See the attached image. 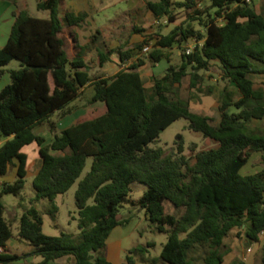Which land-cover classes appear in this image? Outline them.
<instances>
[{"label":"trees","instance_id":"1","mask_svg":"<svg viewBox=\"0 0 264 264\" xmlns=\"http://www.w3.org/2000/svg\"><path fill=\"white\" fill-rule=\"evenodd\" d=\"M63 1L38 2V9L50 11L47 18L19 9L7 42L0 46V79L6 73L9 76L0 89V138L4 139L0 176L17 168L16 179L0 185V247L4 249L13 230L5 217L2 195H19L26 185L28 154L23 148L36 142L41 156L33 179L36 195L21 216L19 230L34 249L21 254L4 251L0 262L10 264L36 255L42 257L36 264H60L57 260L64 257L73 258V264H114L103 251L113 229L130 221L120 209L132 183L139 181L148 187L140 206L152 226L168 234L161 254L151 258L150 264H196L198 257L192 253L200 248L204 254L198 264H224L231 251L225 240L236 229H245L252 242L263 241L264 264V167L254 173L242 172L255 152H262L264 160V128L253 124L264 119V82L256 87L252 78L258 74L264 81V13L257 11L252 0H210L204 10L198 0H146L155 18L175 22L177 5L187 9L189 21H198L203 29L185 22L168 34L151 36L155 42L148 58L135 55L130 48L99 49L101 65L117 53L122 68L112 76L94 79L84 58L89 43L70 58L61 36L66 25L81 26L88 12L70 10L62 17ZM134 30L143 32L137 25ZM190 40L196 46L187 53ZM149 43L144 36L135 47L142 51ZM175 46L181 52L179 65L171 62L168 51ZM147 59L169 63L162 76L152 77L149 87L141 74ZM13 60L19 61V67L7 69ZM213 61L219 62L222 78L235 85V90L225 87L219 93L217 124L210 115L193 110L181 95L187 76L191 89L204 90L201 71L209 70ZM88 87L93 88L91 102H103L104 107L77 119L47 144L35 128L49 121L56 131L51 117L71 113L72 102ZM206 91L213 93V88L208 86ZM231 106L236 111L231 112ZM182 117L216 145L197 150L193 144V156L185 153L183 137L176 141L172 154L150 146ZM89 157L93 158L91 169L76 190L79 232L44 233L43 217L34 203L41 198L54 201L66 193L80 179ZM166 201L182 209L180 215L167 212ZM57 210L53 203L51 212ZM152 245L136 246L130 253L145 254ZM134 263L132 254L127 255V264ZM230 264L252 263L235 259Z\"/></svg>","mask_w":264,"mask_h":264},{"label":"rangeland","instance_id":"2","mask_svg":"<svg viewBox=\"0 0 264 264\" xmlns=\"http://www.w3.org/2000/svg\"><path fill=\"white\" fill-rule=\"evenodd\" d=\"M40 0H19V6L27 9L29 13L36 17H49V10H40L37 4ZM174 2L180 0H173ZM258 0H254L253 5ZM211 4L210 0H198V7L206 9ZM258 11L264 13V0L259 1L257 6ZM87 11L88 16L81 26H76L74 29L70 26H65L62 31V37L66 40V48L71 57H74L80 50V45L89 43V47L85 49V57L89 65V72L92 78L102 77L104 75H111L116 69V65L119 63L120 58L118 54L114 55L113 61L108 62L105 67L101 68L99 65V57L97 48L106 50L107 48H119L132 49L135 55L140 52L145 54V58H148V53L153 48L155 39H151L157 33L168 34L175 25L183 24L185 22L192 23L197 29H203L202 25L198 21H189V12L185 8L174 6V13L176 16L175 22H170L167 17L162 18L161 23H157V18L154 17L151 11L146 7V0H64L60 7V14L63 17L67 11ZM137 25L143 29V32H136L134 26ZM100 29L101 33L98 31ZM94 35H97L93 40ZM142 36H146L150 39L149 47L145 51L135 47V44L142 40ZM193 40L188 41L191 44ZM147 46V45H145ZM147 48V47H146ZM180 49L175 47L170 52L172 63L179 65L181 57L179 54ZM148 60L149 65H146L142 69V74L145 83L151 86L153 83L152 74L161 75L166 71L168 66L167 61H162L160 67L153 68L152 62ZM19 61L13 60L7 68H18ZM204 74V81L202 86L204 90L191 89L189 86L190 77L187 76L183 80V86L181 87V95L183 98L190 101L193 110L210 115L213 117V124H217L220 118L218 110L219 106V93L225 87L229 90H235V85L228 80H225L221 76L220 65L218 61H213L209 70L201 71ZM255 81L256 87L263 86V77L258 74L252 75ZM9 79L6 75L2 81L5 83ZM1 81V82H2ZM0 82V89H1ZM213 88V93L206 91L207 87ZM93 92V88H86L80 96L72 103L77 109L84 108L88 104L90 95ZM231 112L236 111L234 106L229 109ZM51 120L56 123L57 130H51V124L46 121L35 128V132L45 136L46 143L50 144L56 133H60L61 130L67 125L65 117H61L60 113H55ZM74 120V119H72ZM70 120V122L72 121ZM254 125L264 128V119L255 120ZM181 137L185 142V153L189 156H193L194 151L190 150V146L196 144L197 150L203 148H209L216 145V142L206 138L201 132L192 128L191 122L187 118H179L163 130L160 137L153 141L150 146L162 147L165 150V154H172L177 150L176 141ZM2 139L0 138V141ZM25 152L28 154V171L29 175L26 178V185L21 194L16 195L14 193H4L2 195V201L5 205V217L10 221L13 230V236L8 241L10 251L15 253L31 252L34 246L19 235L20 219L24 211L30 208L33 203L31 199L35 197L36 191L33 187L34 175L40 165V152L39 146L36 142L25 147ZM55 152V151H53ZM93 158L89 157L86 168L82 173L80 179L66 192L58 194L54 201L49 198H41L34 204L39 209L43 217V231L48 235H59L62 232H79L78 218L79 209L76 203V190L78 188L79 181L86 175L91 169ZM264 167V160L262 152H255L249 162L243 167V173H254L261 170ZM15 169L12 167L7 180H12L14 177ZM5 181H0V185ZM145 183L134 181L132 183V191L127 200L123 202V206L120 209V213L123 217H130V221L121 226L123 230H129L130 234L127 238L122 240V257L125 259L124 263L127 264V255L132 254L136 262L142 263L144 258L150 259L159 256L163 250V247L168 239V234L165 232L157 231L149 221L147 217L146 209L139 204L140 198L147 190ZM93 200H90L92 203ZM53 203L58 206V210L54 213L51 212ZM166 211L169 213H175L180 215L182 209L176 208L171 202L166 201ZM153 242L154 245L148 247V251L143 254L139 252L130 253L129 249L136 246H148V242ZM231 251L226 254L224 264H230L235 259H243L246 262L252 264L262 263L263 241L252 242L245 235V229L234 230L225 240ZM107 246L104 248V254L107 255ZM249 248L252 250L249 251ZM8 250V248H7ZM197 259V263H200V258L204 254V248H200L192 253ZM29 257H22L12 261L10 264H28ZM64 257L61 259H65ZM61 259H58L59 263ZM147 260V259H146ZM0 264H2L0 262ZM159 264H168L161 261Z\"/></svg>","mask_w":264,"mask_h":264},{"label":"crops","instance_id":"3","mask_svg":"<svg viewBox=\"0 0 264 264\" xmlns=\"http://www.w3.org/2000/svg\"><path fill=\"white\" fill-rule=\"evenodd\" d=\"M253 2H254V0H252ZM259 1L260 0H258L257 1V3L255 4V8L257 9V6L259 5ZM262 1V0H261ZM19 9H25V8H23V7H21V6H19V0H17V2L15 3L14 1H12V0H0V46H3L6 42H7V40H8V38H9V35H10V32H11V28H12V25H13V23H14V21H15V13L19 10ZM257 11H258V9H257ZM75 12H79V11H75ZM258 12H260V11H258ZM43 18H47V17H43ZM70 27H72L73 29L76 27H73V26H70ZM65 28V27H64ZM64 30V29H63ZM98 31H100V29H98ZM100 33H101V31H100ZM62 34V33H61ZM62 36V35H61ZM143 38H144V36H142ZM142 38V39H143ZM141 41V40H140ZM140 41H138V42H140ZM65 42H66V40H65ZM137 42V43H138ZM82 45H85V44H82ZM81 46V45H80ZM175 47H177V46H175ZM175 47H173V48H171V49H169L168 51H169V53L172 51V49H174ZM67 49V48H66ZM87 49V48H86ZM99 49H101V48H97V51L99 52ZM80 50H81V48H80ZM79 50V51H80ZM102 50H104V49H102ZM143 51H145V48H143ZM67 52H68V50H67ZM97 52V53H98ZM68 54H69V52H68ZM78 54V53H77ZM77 54L75 55V56H77ZM115 54H117V53H114L112 56H111V59L109 60V61H107V62H105L103 65H101V63H100V61H99V65H100V67L101 68H103V67H105V65L108 63V62H111V61H113V58H114V55ZM140 55H145V54H143V52H140L139 53ZM138 54V55H139ZM179 54L181 55V52L179 51ZM69 56H70V54H69ZM74 56V57H75ZM74 57H71L70 56V58H74ZM98 57H99V55H98ZM170 57H171V54H170ZM84 58H85V60L87 61V59H86V57H85V52H84ZM167 61L166 59H163V60H161V61H159V62H157V63H154V62H152V66H153V68L155 69V68H157V67H160V65H161V62L162 61ZM168 62V61H167ZM171 62H172V58H171ZM88 63V62H87ZM181 63V62H180ZM146 65H149V63H148V60L146 61V64L145 65H143L142 67H141V74H142V69H144V67L146 66ZM168 66H169V63H168ZM167 66V67H168ZM116 69H114V71H113V73L111 74V75H104V76H102V77H108V76H112V75H114L115 73H117L121 68H122V62H121V60L119 61V63L116 65ZM7 68V67H6ZM8 69V68H7ZM165 73V72H164ZM163 73V74H164ZM163 74H161V75H158V76H162ZM6 75H8L7 73L6 74H4V76L0 79V82L2 81V79L6 76ZM153 76L154 75H156V74H152ZM152 76V77H153ZM142 77H143V74H142ZM144 79V78H143ZM9 82V79L5 82V83H3V81L1 82V88H3L7 83ZM145 85L147 86V87H149L146 83H145ZM90 88H92V87H90ZM92 95H93V92H92V94L90 95V98H89V100H88V104L86 105V107H84V108H79V109H77L75 106H74V109L71 111V113H69L68 115H66V116H64L65 117V122L67 123V125L64 127V128H66V127H68V126H70V125H72L73 123H75L76 121H77V119H79V118H81L82 116H84V115H86V114H88V113H91L92 111H94L96 108H103L104 107V103L103 102H100V101H98V102H91V97H92ZM74 102V101H73ZM72 102V103H73ZM71 106H72V104H71ZM72 119H74V120H72ZM70 120H72L71 122H70ZM63 128V129H64ZM57 130V129H56ZM4 141V139H2L1 141H0V144H2V142ZM34 143V142H33ZM32 144V143H31ZM30 145V144H29ZM26 146H28V145H26ZM25 146V147H26ZM39 146V145H38ZM25 147L23 148V150L25 151ZM28 165V164H27ZM14 169H15V172H14V177L12 178V180H7V175L9 174V172H10V170H11V168H10V170L8 171V173L5 175V176H0V181H8V182H12V181H14L15 179H16V177H17V168L16 167H13ZM27 168H28V166H27ZM39 168H40V165H39ZM39 168H38V170H37V172L39 171ZM37 172L35 173V174H33L34 176L37 174ZM28 175H29V171H28ZM128 217V216H127ZM121 226H123V225H119V226H117V227H115L114 229H113V231L111 232V234H110V236H109V238H108V240H107V244H108V246H107V257L114 263V264H124V261H125V259L122 257V248H123V246H122V240H124L125 238H127L128 237V235L130 234V232H129V230H123V229H121ZM150 242V241H149ZM148 242V243H149ZM148 243H147V245H148ZM7 248H8V250H7ZM132 248H134V247H131L130 249H129V252H130V250L132 249ZM3 250L4 251H6V252H12V251H10V249H9V246H8V243H7V247H6V249H4L3 248ZM3 251V252H4ZM29 258H28V264H36V263H38L41 259H42V257H40V256H36V255H31V256H28ZM147 259V260H146ZM147 261H149V258H147V257H145L144 258V261L142 262V263H138V262H136L135 261V263L134 264H148V262ZM60 264H73V258H65V259H61L60 260V262H59Z\"/></svg>","mask_w":264,"mask_h":264},{"label":"built area","instance_id":"4","mask_svg":"<svg viewBox=\"0 0 264 264\" xmlns=\"http://www.w3.org/2000/svg\"><path fill=\"white\" fill-rule=\"evenodd\" d=\"M160 20H161V19H160ZM160 20L157 19L156 22H157V23H161ZM165 22H167V20H165ZM195 46H196V41H195V40H193V42H192L191 44H188V43H187V45H186V52H187V53H191ZM146 47H147V48H146ZM148 47H149V45L145 46V47H144L145 50H147ZM251 250H252V249L249 248V251H251ZM3 251H4V250H3V247H0V253H2Z\"/></svg>","mask_w":264,"mask_h":264},{"label":"water","instance_id":"5","mask_svg":"<svg viewBox=\"0 0 264 264\" xmlns=\"http://www.w3.org/2000/svg\"><path fill=\"white\" fill-rule=\"evenodd\" d=\"M0 198H1V196H0Z\"/></svg>","mask_w":264,"mask_h":264}]
</instances>
